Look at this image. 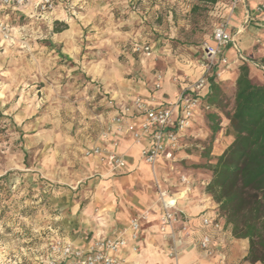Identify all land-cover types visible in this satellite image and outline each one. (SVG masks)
I'll return each mask as SVG.
<instances>
[{
    "label": "rangeland",
    "instance_id": "374dc122",
    "mask_svg": "<svg viewBox=\"0 0 264 264\" xmlns=\"http://www.w3.org/2000/svg\"><path fill=\"white\" fill-rule=\"evenodd\" d=\"M82 2L90 6L91 12L79 6L75 11L84 14L91 22L87 27H81L83 57L80 62L73 63L59 53V49L63 53V45L55 43V34H59L54 32L55 24L58 22L67 27L68 25L53 18L49 26L47 21L36 20L29 14L10 13L7 21L9 27L26 31L18 38L0 37V65L3 66L0 72L11 73L7 77L0 74V91L7 84L16 92L14 100H19L23 93L32 105L29 108L28 104H23L16 113L9 115L5 113L11 108V103L0 108V184L4 186V189L0 188V225L4 226V232H0V258L4 257L7 246L8 258L13 264H16V254L22 250H32L29 254H35L31 260L20 254L18 264H45L46 260L51 259V253L59 246L58 241H51L47 252L35 250L48 242L50 236L65 239L68 209L62 208L61 203L70 194L73 199L79 198L78 190L85 184L86 180H83L80 184L73 185V181L82 174H78L73 180L69 179V172L73 171L76 175L80 167V160L77 158L80 153L78 154L74 141L79 137L84 120L88 123L89 117H95L102 111L99 105L96 108L92 105L96 95L102 91L101 83L86 78L87 82L78 86L77 76H87L90 72L87 71L86 63L93 65L89 68H99L104 60L114 64L119 62L125 66V72L130 77L141 76L142 69L148 64L154 66V73L162 76L163 80L162 71L166 64L171 63L170 59L174 58L175 65L188 70L193 68V63L189 62L198 53H203V60L199 63L202 72L206 62L203 45L211 39L213 30L219 24H229L235 11L231 0ZM60 5L61 0H57L54 8H59ZM33 10L38 15L46 12L36 7ZM63 11L68 14L67 9ZM134 39L137 40L136 45H133ZM12 40L15 42H9ZM144 42H150V46L154 47L152 56L135 50L137 45L140 48L145 46ZM6 50L7 57L3 55ZM251 50L252 48L250 52ZM253 61L259 67H252V81L256 85H264V71L260 68L264 67V57H254ZM78 68L79 74L73 73ZM215 81L220 83L219 79ZM220 84L224 94L220 109L227 114L231 111L235 93L232 86L225 88L223 83ZM37 102L39 107H36ZM24 109H28L30 113L34 111V114L18 124L15 117L22 116ZM226 126L224 118L223 132L217 138L221 134L224 138L229 137ZM108 131L109 129L101 131L100 135L108 138L105 136ZM209 137L208 122L203 112L184 141L186 147L178 168L174 166L175 168L169 169L170 172H177V175L178 172L187 171V178L192 174L191 171L195 174H210L205 169L207 160L203 157ZM84 154L87 155L86 151ZM49 158L52 162L45 167ZM112 173L107 169V174ZM181 177L182 175L180 179ZM3 178L6 179L2 180ZM156 181L159 179L155 175L153 184ZM155 188L157 191L156 184ZM45 215L53 219H40ZM8 224L19 225L22 231L13 234V227H7ZM33 225L43 229L39 236L33 237ZM13 246L16 248L15 253L11 251ZM36 256H43L44 259L36 261ZM56 262L62 264L61 259Z\"/></svg>",
    "mask_w": 264,
    "mask_h": 264
},
{
    "label": "crops",
    "instance_id": "0c3cea01",
    "mask_svg": "<svg viewBox=\"0 0 264 264\" xmlns=\"http://www.w3.org/2000/svg\"><path fill=\"white\" fill-rule=\"evenodd\" d=\"M259 6H264V0L241 2L229 21V33L234 41L227 44L225 55L232 63L225 71L224 78L220 80V83H223L225 88L232 86L234 93L236 92V80L240 75V68L248 66L251 69L250 78L252 80L254 74L252 67H259L253 61L254 57H264V42H262L264 39V11L258 13L256 8ZM20 9L6 11L1 14V20L5 16L9 20L10 13L28 14L27 11H21ZM57 16H59V13H57ZM53 19L65 22L68 25L67 30L63 32L64 36L60 35L63 33L55 34V39H57L55 43L63 45V53L60 49L59 53L73 63L80 62L83 57L80 31L89 19L86 17V21H77L75 27L73 24H69L68 20ZM69 19L75 18L70 16ZM134 41L135 44L133 45H136L137 40L134 39ZM259 41L262 44L258 43ZM144 43V45H151L150 42ZM152 49L154 52V47ZM239 51L247 57L249 62H237ZM195 57L189 62V64L193 63L191 64L193 68L188 70L175 65L174 58L170 59L172 64L165 65L159 90L155 87L157 73H154V66L148 64L142 69L141 76L130 77L125 72V66L119 62L114 64V62L108 63L104 60L105 62L101 61L99 68H89L93 65L88 62L86 66L87 71H90L89 74L87 76H77L78 86H81L83 82H87L86 78L98 81L102 85V91H99L92 102L94 108L99 105L102 107V111L95 117H89L88 123L85 119L82 128H80L79 137L74 141L76 150L78 154L80 153L77 157L80 160L79 172L76 175L73 174V171L69 172V179L73 180L74 177L79 176L78 174L89 171L93 174L79 188V198L73 199L70 194V197L65 198L61 203L62 208L68 209L65 238L71 240L77 247L90 245L96 235L89 228V225L84 223V221L90 219L83 215L84 210L90 206H93L97 211L100 206L109 207V194L117 196L119 193L115 201V215L112 216V219H115L116 216H120V219L116 220V223L111 226L104 238L118 236L135 215L148 211L150 219L148 222L141 224L139 239L133 244L138 248L136 251L137 256L144 252L148 257L144 264H251L246 261L249 252V240L237 239L233 236L231 226L227 225L226 220L219 215L218 204L206 193V186L211 179L210 174L198 173L200 174L198 175L191 171L192 174L189 175L191 178H189L192 180H190V185L186 186L181 183L180 176H186L187 171L178 172L176 175L177 172L172 173L169 170L172 169L171 164L164 160H159L155 167L146 163L142 151L152 146L153 141L151 138L135 141L130 135L118 133L116 130L112 131L108 138L100 135L101 131L112 128V119L118 115L123 116L124 120L129 123L140 122L141 115L134 106L137 98L142 99L151 108L173 104L184 88L196 82L204 74V68L201 72L199 67V63L203 60V53H198ZM79 71L80 68L73 73L79 74ZM126 108L131 111L126 113ZM195 125L196 123L191 130L194 129ZM191 130L187 133V137ZM232 142L233 136L224 138L221 134L215 141L212 157L218 158L223 155ZM185 147L184 144L182 151L179 153V160L174 164L177 168ZM95 149L115 151L123 155L126 167L110 175L107 174L108 167L102 160L101 155L93 153ZM89 152H92V154H88ZM155 175L158 177L160 184L168 190L170 199L182 197L183 210L176 211L181 220L173 224L172 229H167L165 232L161 231L160 216L163 212V205L157 199V191L155 184H153ZM102 185L107 186L106 190ZM85 192H91L92 195L86 197ZM77 205H79V209L73 215V210L77 209ZM207 215L219 216L220 230L203 227L202 220ZM184 227L187 228V231L183 230ZM206 232L212 236V247L214 249V256L212 257L205 255L200 248L202 235ZM171 247L179 249L176 257L169 255ZM122 252L125 255L130 254L127 248Z\"/></svg>",
    "mask_w": 264,
    "mask_h": 264
},
{
    "label": "built area",
    "instance_id": "2783aa9c",
    "mask_svg": "<svg viewBox=\"0 0 264 264\" xmlns=\"http://www.w3.org/2000/svg\"><path fill=\"white\" fill-rule=\"evenodd\" d=\"M56 1L57 0H47L46 3L42 2L38 4L36 8L42 11L52 10ZM241 2H246V0H231L233 10H235ZM5 3L11 4V7H4ZM31 3H33V0H24L25 5ZM21 7L20 0H0V17L1 14L10 9H19ZM256 11L262 13L264 11V6L257 7ZM0 21H2L1 18ZM0 29H2L0 30V37L5 39L11 37L8 34L7 29L3 28V25H0ZM231 41H234V38L229 33V24H219L213 30L210 41L203 45L206 62L204 64V74L201 78L191 86L184 88L177 100L168 106L151 108L142 99L137 98L134 102V106L141 115L140 122L129 123L124 120L123 116L118 115L112 119V128H109V131L105 136L109 137V134L116 130L118 133L130 135L135 141L151 138L153 141L152 146L142 151V156L146 163L155 167L159 160H164L174 168V164L179 160V153L184 147V140L187 137V133L196 123L198 116L201 115L203 111L210 110V107L205 103L210 92V79L214 78V80H221L225 71L231 66L232 62L225 55L226 46ZM258 43H260V41ZM135 50L142 51L147 56H152L153 54V49L149 45H145L141 48L137 45ZM237 62L247 63L249 60L239 51ZM260 68L264 71L263 66ZM161 82L162 76H157L155 85L157 90L161 88ZM110 104H112V102H110ZM130 111L129 108L125 109L126 113H129ZM93 153L102 156V160L111 172H116L126 167L125 157L115 151H101L100 149H95ZM88 154H92V152H89ZM121 161L124 163H121ZM180 181L186 186H189L191 183L189 178L185 176H182ZM155 184L157 187L158 202L163 205V212L160 216L161 231L165 232L167 229H172L173 224L178 223L181 218L176 211H172L173 205L168 203V199H170L168 190L164 188L159 181H156ZM149 219L150 213L148 211L139 213L129 221L127 227L124 228L118 236L114 238H102L103 244L105 245L104 251H101L96 247H91V243L88 245L90 250L84 251L81 255L79 254V251L84 247H77L75 251L65 255L63 259H61V263L114 264V262L119 259L114 251L116 245L128 242V238L130 237L132 238V241L136 243L139 239L141 224L143 222H148ZM202 224L206 229H221L219 216L213 217L207 215L203 218ZM183 230L187 231V228L184 227ZM205 238L208 239V244L204 243ZM133 247L135 251L138 250L136 245H133ZM200 248L205 255L209 257L214 256L212 236L210 233L206 232L202 235ZM109 251L114 252L111 259L107 257ZM178 253V248H170L169 255L171 257H176ZM55 264H57V262H55Z\"/></svg>",
    "mask_w": 264,
    "mask_h": 264
},
{
    "label": "trees",
    "instance_id": "16d2710c",
    "mask_svg": "<svg viewBox=\"0 0 264 264\" xmlns=\"http://www.w3.org/2000/svg\"><path fill=\"white\" fill-rule=\"evenodd\" d=\"M66 27L57 22L54 32L60 33ZM210 82L205 101L210 110L203 111L210 131L203 152L205 169L211 175L205 190L218 204L219 215L231 226L233 236L249 240L246 261L264 264V85L254 84L248 66H242L231 111L225 114L220 109L224 97L221 84L214 78ZM223 117L233 142L223 155L214 158L212 152L217 136L223 132ZM0 188L4 186L0 184Z\"/></svg>",
    "mask_w": 264,
    "mask_h": 264
},
{
    "label": "clouds",
    "instance_id": "9594fccd",
    "mask_svg": "<svg viewBox=\"0 0 264 264\" xmlns=\"http://www.w3.org/2000/svg\"><path fill=\"white\" fill-rule=\"evenodd\" d=\"M46 3L47 0H33V3L25 5L24 0H20L21 4V11H27L29 15L33 16L36 18V20H44L49 23V26L51 25V18H60V19H65L68 20L69 24H73V26H76L77 21H86V17L84 14H81L80 12L75 11L77 9V6L80 8L86 9L87 12H91L90 6L86 2H82V0H61V5L59 8H54L53 11L51 12H45L43 15H38L33 9L40 4V3ZM115 5H113L114 7ZM4 7H11V4L5 3ZM63 9H67V13L73 16L75 19H69V15L65 14ZM15 11V9H13ZM57 13H59V16H57ZM8 17L5 16L3 21H0V25H3L4 29H7L8 34L11 37L18 38L20 35L25 33V29L21 28H9L7 25ZM90 19L87 20L84 23V27H87V23H90ZM35 23V21H34ZM127 23V21H125ZM2 30V29H0ZM9 42H15L14 40L9 41ZM5 57H7L8 52L7 50L3 53ZM3 66L0 65V68ZM3 76H10L11 73L8 71H2L0 72ZM16 95L15 91H12L9 85L5 84L3 91H0V108L3 107L5 104L11 103V108L5 113V115H9L11 113H16L18 109H21V106L23 104H28L29 108L32 107L31 103L26 99L25 95L21 93L20 99L19 100H14ZM36 107H39V102H37ZM34 114V111L30 113L28 109L23 110V115H17L15 117L16 122L18 124H22L25 119H28L30 115ZM103 139V137H101ZM51 158H49L48 161L45 163V167H47L48 163H51ZM121 163H124L121 161ZM69 164H72V161H69ZM66 171V169L64 170ZM93 173L91 171L87 173H83L77 180L73 181V185H78L81 183L83 180H88L90 176ZM66 182V181H65ZM102 187L106 190L105 185H102ZM57 195H60V193H57ZM91 192H85V196H91ZM119 195V193H118ZM117 196H112L109 194L108 200L110 201V206L109 207H103L100 206L99 210L97 211L93 206H90L89 208H86L83 212V215L86 217H89V220L84 221V223H87L89 225V228L92 229L96 235L93 239V243L91 247H96L99 248L101 251H104L105 245L103 244V239L106 237L108 231L110 230L111 226L116 223V220L120 219V216H116L115 219H112V216L115 215L114 209L116 207L115 201L118 198ZM181 200L182 197H176L175 199H168V203L173 205L172 211H181L183 210L182 205H181ZM79 209V205H77V209L73 210V215L76 214V211ZM55 219H60L61 217H54ZM40 219H53V217H48L47 215L40 217ZM25 223H28L27 221ZM7 227H13V234L16 232H21L22 228L19 225H13V224H8ZM43 231L39 226H32V235L33 237L39 236L40 233ZM0 232H4V226L0 225ZM7 235V234H6ZM41 239H44L43 237H40ZM58 241L59 245L58 247L55 248V251L51 253V259L46 260L45 264H55L56 261L63 259V257L67 254H70L71 252L75 251L77 248V245L73 244L71 240H68L65 238L64 240H60L59 236H50L48 242L40 245L35 252H47L49 243L51 241ZM191 243V241H189ZM204 243L208 244L209 241L207 238L204 239ZM15 244V242H14ZM134 241H132V238H129L128 242L121 243L119 245H116L115 254L119 257L118 261H115L114 264H144V261L148 259L146 254L144 252L141 253L140 256H137L136 251L133 247ZM124 248H127L129 250L128 255L123 254L122 250ZM90 250L88 246H85L84 248L80 249L79 254H83L84 251ZM8 247L6 246L5 248V254L3 258H0V264H13L11 260L8 258ZM12 252H16V248L13 246L11 248ZM32 252V250L29 251H23L21 253L16 254V264H18L19 261V255L23 254L28 257L29 260L33 258V253L30 255L29 253ZM114 252L109 251L107 253V257L111 259L113 256ZM43 256H36V261L43 260Z\"/></svg>",
    "mask_w": 264,
    "mask_h": 264
}]
</instances>
